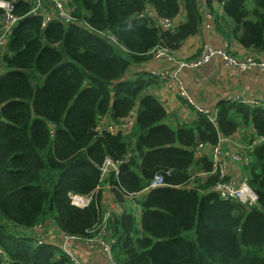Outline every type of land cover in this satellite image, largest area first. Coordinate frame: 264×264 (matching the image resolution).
Wrapping results in <instances>:
<instances>
[{
	"label": "trees",
	"instance_id": "obj_1",
	"mask_svg": "<svg viewBox=\"0 0 264 264\" xmlns=\"http://www.w3.org/2000/svg\"><path fill=\"white\" fill-rule=\"evenodd\" d=\"M3 1L13 3L20 18L0 60V248L8 261L74 264L48 235L37 246L35 236L23 231L54 225L62 237L89 241L110 212L106 229L117 264H264V145L250 153L247 171L259 207L221 200L210 192L217 177L191 181L196 147L217 145L221 135L238 131L240 121L253 126L256 138L264 137V109L227 101L216 125L198 114L174 128L149 93L157 78H127L132 66L152 60L153 49L176 53L200 32L199 0L71 1L77 19L110 31L121 46L78 24L44 23L29 15L31 0ZM46 5L54 10L53 3ZM149 7L161 18L185 15V22L166 32L137 19ZM224 12L235 40L264 53V0H224ZM132 113L128 135L97 132L101 121L122 124ZM106 158L125 163L103 184ZM157 173L165 175L166 186L141 194ZM106 185L122 214L107 211ZM70 194L92 198L90 205L73 206ZM129 200L140 212L130 209Z\"/></svg>",
	"mask_w": 264,
	"mask_h": 264
},
{
	"label": "built area",
	"instance_id": "obj_2",
	"mask_svg": "<svg viewBox=\"0 0 264 264\" xmlns=\"http://www.w3.org/2000/svg\"><path fill=\"white\" fill-rule=\"evenodd\" d=\"M33 3V10L29 15L34 17H41L44 23H52L54 21H60L66 26L78 24L84 30L94 33L96 36L109 41L115 46H121L117 38L110 31H99L94 29L86 20H79L74 16L77 7L71 3L72 0H31ZM49 1L54 4V10H47L46 2ZM0 10L3 11L4 17L0 21V58L3 57L8 51V42L12 36V32L20 18L15 15V6L13 3L0 0ZM137 19H149L153 21L157 27L166 32H174L179 23L178 19L173 20L170 18H161L155 9L147 8L142 14L137 16ZM149 55L157 63L166 61L174 65V73L171 75V79L175 80L178 85V95L184 100L194 111L198 114H203L208 117V119L213 123L217 124L218 112L209 111L201 104H199L196 99L191 95L187 87L181 81L179 74L183 71H196L200 70L202 67L210 64L214 59L220 58L228 67L238 69L241 72L248 71H263L264 72V60L261 58L250 55L244 58H238L229 52L228 48H215L209 44L203 45L199 55L193 59H181L176 56L175 52L164 47H158L153 49ZM231 101H238L253 110L264 109V99L263 100H250L247 98H242L240 96H235L231 98ZM135 123V115L132 113L125 122L122 124H116L110 119H105L100 122L97 127V132L99 133H111L118 134L121 132H131ZM223 140L217 145L211 146L212 154V168L211 170H201L196 171L192 169L191 181L204 184L207 180L213 177L219 179L218 183L211 189L218 197L223 201L237 202L244 205L248 209L253 207H259V198L254 192L252 187L248 183V177L244 180L237 181L232 177L231 167L232 165H239L248 171L252 167L253 158L250 153L255 147L264 145V137L256 138V140L250 144L248 148H239L237 151L225 150L222 144ZM204 144H200L196 151L203 148ZM125 161H116L112 158H106L103 165L100 167L101 172V182L103 183L112 173L116 176L120 173V167ZM170 175V172L165 173ZM165 175L162 173H157L149 187H147L143 193L146 194L154 189L164 187ZM191 186H195L191 184ZM71 203L73 206L85 209L90 205L91 199L81 195L70 194ZM132 202V201H131ZM134 203V202H133ZM139 210L138 206H134ZM110 218V212L106 213L104 216L103 224L97 229L91 231V234L97 232V235L89 241H83V239L78 237L63 236V248L64 254L69 256L74 264H82L78 261V258L71 251L69 243L73 241L86 242L87 246L91 251L103 253L108 264H117L113 255V241L108 240V231L106 229V223ZM28 235L35 236V241L37 246L43 245L44 241L47 239L45 237V227L42 225L36 226L32 232ZM0 257L4 258L5 264H12L8 261L4 251L0 248Z\"/></svg>",
	"mask_w": 264,
	"mask_h": 264
},
{
	"label": "crops",
	"instance_id": "obj_3",
	"mask_svg": "<svg viewBox=\"0 0 264 264\" xmlns=\"http://www.w3.org/2000/svg\"><path fill=\"white\" fill-rule=\"evenodd\" d=\"M199 12L203 18L200 32L185 41L176 52L178 58H196L202 46L209 44L218 49L228 48L229 52L238 58L255 55L264 60V53L256 54L253 50L244 48L232 36L233 25L231 19L225 15L224 0H199ZM177 22L179 25L185 22V15H181ZM220 30L222 33L229 35V38H225ZM140 73H148L157 78V85L151 87L149 93L157 98L166 109L169 116L168 124L177 128L188 125L197 119L198 113L178 95L177 82L171 79V75L174 73L172 63L166 61L157 63L150 60L139 66H132L127 78H135ZM179 77L196 101L209 111L219 112L220 106L227 101L233 102L231 98L235 96L250 100L264 99L263 71L241 72L238 69L228 67L220 58L214 59L200 70L183 71L179 74ZM233 103L244 105L238 101ZM240 124V128L233 135L220 136L219 142L223 140L222 144L225 150L237 151L241 147L248 148L256 140L253 126H247L242 121H240ZM201 144L206 146L199 151H196L198 147L195 149L197 165L194 170L196 171L203 170H197L203 164H210L212 168L211 146L213 145L209 143ZM207 170L210 171V167ZM231 173L237 181L244 180L248 176V172L239 165H232ZM109 188L110 186H108L105 194L112 195ZM210 192L214 193L212 190ZM130 203V209L137 210L131 201ZM112 206L115 207V204ZM120 209L117 206L113 211L122 214L123 212ZM54 227V225L46 226L45 235H48L49 240L62 250L64 239ZM69 246L82 264H108V260L103 253L91 251L85 242L73 241L69 243Z\"/></svg>",
	"mask_w": 264,
	"mask_h": 264
},
{
	"label": "rangeland",
	"instance_id": "obj_4",
	"mask_svg": "<svg viewBox=\"0 0 264 264\" xmlns=\"http://www.w3.org/2000/svg\"><path fill=\"white\" fill-rule=\"evenodd\" d=\"M1 66V65H0ZM3 73V71H2V69L0 70V75ZM122 133V135H128L129 133L128 132H126V133H124V132H121ZM106 181V180H105ZM104 181V182H105ZM104 182H103V184H104ZM108 186L109 185H106L105 186V189L107 190L108 189ZM110 189V188H109ZM106 192V191H105ZM104 203L106 204V208H107V211H109V209L111 210V211H113V209L114 208H117V205L114 203V197L112 196V195H108V193H106L105 195H104ZM115 204V207H113L112 205H114ZM120 211V210H119ZM23 233H25V234H27L28 235V233L26 232V231H23Z\"/></svg>",
	"mask_w": 264,
	"mask_h": 264
}]
</instances>
